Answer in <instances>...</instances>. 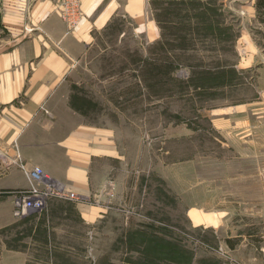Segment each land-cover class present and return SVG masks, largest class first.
<instances>
[{
	"label": "rangeland",
	"instance_id": "1",
	"mask_svg": "<svg viewBox=\"0 0 264 264\" xmlns=\"http://www.w3.org/2000/svg\"><path fill=\"white\" fill-rule=\"evenodd\" d=\"M256 9L248 0H145L141 21L116 17L96 31L74 70V108L112 133L120 159L106 163L104 183L114 190L61 202L102 203L106 213L83 240L78 211L65 205L58 216L48 208L60 201L49 199L40 214L0 228V239L25 250L34 219L54 218L66 226L56 235L37 229L51 245L49 258H35L44 264H144L154 248V264H167L153 234L187 250L192 264H264V193L254 174L264 129L259 104L245 105L257 93L238 45L242 29L263 25ZM242 152L249 162L237 160ZM242 170L250 180L237 177ZM4 217L3 209L0 224Z\"/></svg>",
	"mask_w": 264,
	"mask_h": 264
},
{
	"label": "crops",
	"instance_id": "2",
	"mask_svg": "<svg viewBox=\"0 0 264 264\" xmlns=\"http://www.w3.org/2000/svg\"><path fill=\"white\" fill-rule=\"evenodd\" d=\"M60 2L0 0V146L7 149L9 157L14 153L13 146H17L29 166H40L59 187L78 196L100 197V188L108 175L106 163L118 162L120 158L111 131L92 128L76 112L74 70L96 31L116 17L141 21L145 0H80L82 18L72 30L61 19ZM248 2L256 8V0ZM256 10L263 25L255 31L242 29L238 45L239 51H243V70L254 76L251 78L257 93L245 105L259 104L257 128L264 129V9ZM243 129L250 130V123L243 120ZM234 155L237 160L250 161V155L243 152ZM257 162L262 169L254 174L264 193V153L257 156ZM251 176V170L237 175L249 180ZM27 186L25 176L16 166L6 168L0 161V210L7 211L0 228L36 215L22 221L12 216L10 193ZM59 201L48 209L62 216L63 206H73L78 211L75 220L82 229L83 240L85 227L89 231L106 213L102 203ZM31 224L33 234L21 240L25 250L10 248L6 234L0 239V264H44L35 258L50 257L51 245L46 244L47 238L39 241L37 229L45 228L56 235L59 227L66 226L54 218L39 223L34 219Z\"/></svg>",
	"mask_w": 264,
	"mask_h": 264
},
{
	"label": "built area",
	"instance_id": "3",
	"mask_svg": "<svg viewBox=\"0 0 264 264\" xmlns=\"http://www.w3.org/2000/svg\"><path fill=\"white\" fill-rule=\"evenodd\" d=\"M60 15L69 30L76 28L82 18L80 0H61ZM13 155L8 156L7 149L0 146V161L6 168L16 166L27 180V188L10 193L12 197V216L22 221L30 215L41 213L49 199L76 201L79 196L65 188H57L46 172L37 165L29 164L21 157L17 146H13ZM114 190L112 182L102 185L101 195H109Z\"/></svg>",
	"mask_w": 264,
	"mask_h": 264
},
{
	"label": "trees",
	"instance_id": "4",
	"mask_svg": "<svg viewBox=\"0 0 264 264\" xmlns=\"http://www.w3.org/2000/svg\"><path fill=\"white\" fill-rule=\"evenodd\" d=\"M256 8L258 10L264 9V0H256ZM153 235L154 236H152L151 239L155 238L162 245V247H160V248L164 247V249H165L163 256L167 255V254L169 256V258L167 256V259H165L166 257L162 258V259L167 260V261H162V263L192 264V262L190 261L191 260L190 253L187 250H185L184 248H182L179 244H175V243H172V242L167 241L165 239H162L161 237H159L156 234H153ZM225 242H226V245L229 249L234 248V245L231 244V242L229 240H226ZM153 243H150V245H153ZM151 252H155V254L154 255H148V252H146V257H144V258H146V263H148V264H154L155 263L153 260L154 256H158V254H160V253H158L157 248H154ZM149 254H151V253L149 252ZM173 256H175L176 258ZM143 263L146 264L145 262H143ZM197 264H218V263L212 257H208V258L206 257V258L198 259Z\"/></svg>",
	"mask_w": 264,
	"mask_h": 264
}]
</instances>
